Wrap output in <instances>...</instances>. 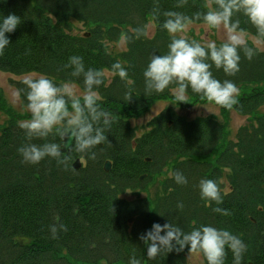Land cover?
I'll return each instance as SVG.
<instances>
[{"label": "trees", "instance_id": "obj_1", "mask_svg": "<svg viewBox=\"0 0 264 264\" xmlns=\"http://www.w3.org/2000/svg\"><path fill=\"white\" fill-rule=\"evenodd\" d=\"M176 2L159 0L162 11L192 16L204 10V0H188L179 9L174 8ZM152 6L153 0H0V19L9 14L21 18L15 31L6 33L10 44L0 56V71L15 75L36 72L57 83L73 80L82 90V78L70 77V69L58 71L70 56L77 55L86 68L106 73L120 60L135 82L131 99L126 98L125 82L118 76L106 74L97 89L101 107L112 114L113 123L105 133L108 139L93 149L95 159L75 151L62 152L64 140L50 136L48 141L60 144L62 154L69 157L65 165L53 158L36 165L22 163L17 150L28 141L17 122L29 114L6 108L10 117L0 118V264H99L104 260L128 264L132 256L141 264H185L187 248L150 260L139 239L154 223L168 222L185 232L202 224L229 230L247 246L241 264H264V89L253 87L237 97L239 103L233 108L249 118L237 130L236 140L227 137L226 124L216 116L187 118L172 107L163 108L149 122L152 129L134 139L130 120L156 100L169 97L174 87L151 97L144 95L143 70L152 54L167 52L170 42L159 22L152 20ZM237 18L241 28L255 34L246 17L241 14L233 19ZM75 20L85 24L84 33L74 31ZM149 23L155 25L152 36H141L117 49L122 30ZM240 55V71L235 76L213 66L214 77L232 80L238 87L264 81V50L252 60L243 52ZM22 80H14L18 91H26ZM20 97L24 106L23 91ZM188 99L191 101L183 103L203 98L189 89ZM0 104L4 105L2 98ZM77 157L83 164L74 168ZM106 160L112 162L109 171L104 168ZM168 171L182 172L188 183L176 184ZM164 172L167 176L157 195L153 199L142 196L144 184ZM201 179L217 181L222 204L200 198ZM128 189L136 194L133 199L124 197ZM178 203H183V209L177 208ZM214 207L227 209L230 215L214 213ZM54 224L67 227L58 232L57 239L50 233ZM225 264H233L230 250Z\"/></svg>", "mask_w": 264, "mask_h": 264}, {"label": "clouds", "instance_id": "obj_2", "mask_svg": "<svg viewBox=\"0 0 264 264\" xmlns=\"http://www.w3.org/2000/svg\"><path fill=\"white\" fill-rule=\"evenodd\" d=\"M187 4L188 0H177L174 8H183ZM203 9L188 16L180 11H162L159 0H153L151 18L159 22L160 30L166 31L170 42L167 52L162 55L152 54L143 70L144 95L151 97L174 85L171 92L177 102H188L190 89L208 102L232 110L239 103L238 86L229 79H216L211 69L214 66L227 76H235L240 71V53L243 52L248 60L257 54L259 46L264 44V0H204ZM241 14L255 29L251 37L241 28L240 20L233 19ZM161 16L164 18L162 21ZM201 20L208 30H222L225 37L223 42L217 44L214 40H208L202 43L189 39L187 33L191 26ZM20 24L21 18L15 14L0 19V56L10 44L6 33L14 32ZM147 29L148 25L122 30L117 44L125 47L134 39L146 36ZM64 69H70V77L82 78V90L73 80L57 83L45 74H29L22 80L26 91L19 90L16 93L19 96L21 91L24 92V107L29 114V118L17 122L28 141L17 150L22 163L36 165L45 158H53L58 165H65L69 157L62 154L60 144L48 141L50 136L61 138L69 151L86 154L89 159H95L93 149L108 139L105 133L110 130L113 117L101 107L102 97L97 91L107 73L103 69L86 68L83 58L77 55L70 56L58 71ZM109 71L125 82V96L131 99L135 82L128 78L127 68L120 60H116ZM33 139L45 142L32 143ZM168 175L178 185L188 183L180 171H170ZM198 188L202 200L217 205L223 203L217 181L201 179ZM183 207V203L177 204V208ZM212 211L223 216L230 215L222 207H214ZM59 231H67V227L63 224L50 226L53 239L58 238ZM139 239L147 247V258L150 260L156 259L161 253L173 250L183 252L187 248L188 260L202 254L207 264H225L230 250L233 264H241L247 250L244 241L229 230L203 224L185 232L173 222L163 225L154 223ZM128 264H141V260L132 256Z\"/></svg>", "mask_w": 264, "mask_h": 264}, {"label": "rangeland", "instance_id": "obj_3", "mask_svg": "<svg viewBox=\"0 0 264 264\" xmlns=\"http://www.w3.org/2000/svg\"><path fill=\"white\" fill-rule=\"evenodd\" d=\"M74 24H75L74 27L75 32L84 33L87 30L83 22L75 20ZM154 32H155V25L153 23H149L148 34L152 36ZM252 35L253 34L249 33L250 37ZM187 36L191 38H197L202 43L208 40H214L217 43H221L225 38L222 30H208L204 25V23H193L189 32L187 33ZM249 42L251 43V39H249ZM112 47L113 45H111V48ZM124 48L125 47H121L117 45V49H124ZM259 48L261 50H264V44L260 45ZM29 74L39 75L36 72H28V73H23L22 75H15L14 73L11 72L0 71V94H1L0 98H2L5 105L4 106L0 104V118L2 121H5L7 120L8 117H10V115L6 111V108L9 107L14 109L17 113L19 112L18 114L20 115L27 113L25 107L21 102L20 95L19 96L16 95L18 89L14 84V80L22 79ZM107 76H111V73L109 71H107ZM245 86L246 87H238L240 90V95L244 91L250 90L253 87L264 89V81L247 84ZM190 101L191 99H188V102ZM165 107L175 108V110L179 114L184 115L187 118H194L196 116H208V115L216 116L218 119H220L223 123L226 124L227 127L226 130L228 133L227 137L233 140H236V134H237L236 132L239 129V127L248 123V118H249V115L246 116L239 114L235 111L234 108L232 110L222 109V107L216 105L213 102H208L206 99H202L201 101L194 102L192 104L191 103L186 104L177 101L175 102L171 92V95L169 97L156 100L141 115H139L136 118L134 117L130 120L131 126L134 128L135 131L134 139L141 137L144 133L152 129V126H150L149 122L155 115H157ZM261 110H264V106L261 108ZM26 118H29V115H27L23 119ZM142 171L145 173L147 172V169ZM166 176L167 174L165 172L154 174L151 180H149L144 184L140 194L142 196H148L149 198L153 199L155 195H157V193L161 190L162 181ZM223 181L225 184H227L225 187L227 189L229 183L225 174L223 176ZM135 196L136 194L133 192V190H129V189L124 194V197L127 199H133ZM183 253H184L183 255H184L185 264H205V258L203 257L202 254L195 255L192 258V260H188V250L184 251ZM99 264H109V263L104 260L101 261Z\"/></svg>", "mask_w": 264, "mask_h": 264}, {"label": "water", "instance_id": "obj_4", "mask_svg": "<svg viewBox=\"0 0 264 264\" xmlns=\"http://www.w3.org/2000/svg\"><path fill=\"white\" fill-rule=\"evenodd\" d=\"M64 144H65V141H64V143H63L62 151H63V152H66L68 149H67V147H64ZM73 166H74L75 168H78V167L81 166V160H80V158H77V159L74 161ZM111 166H112L111 161H110V160H107V161L105 162V166H104V168H105L106 171H109V170L111 169ZM142 177H143V176H141V178H142ZM263 188H264V185H263ZM132 220H133V218L130 219V221H132Z\"/></svg>", "mask_w": 264, "mask_h": 264}]
</instances>
